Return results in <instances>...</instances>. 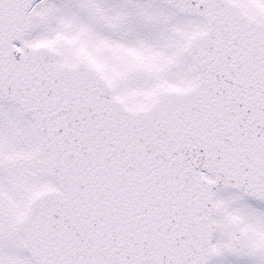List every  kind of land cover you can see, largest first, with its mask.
Returning a JSON list of instances; mask_svg holds the SVG:
<instances>
[{"label": "water", "instance_id": "water-1", "mask_svg": "<svg viewBox=\"0 0 264 264\" xmlns=\"http://www.w3.org/2000/svg\"><path fill=\"white\" fill-rule=\"evenodd\" d=\"M36 1L0 0V90L35 119L61 189L31 200L25 248L37 264H208L217 191L264 199V23L160 0L207 22L185 50L197 79L129 110L94 68L24 42Z\"/></svg>", "mask_w": 264, "mask_h": 264}, {"label": "rangeland", "instance_id": "rangeland-1", "mask_svg": "<svg viewBox=\"0 0 264 264\" xmlns=\"http://www.w3.org/2000/svg\"><path fill=\"white\" fill-rule=\"evenodd\" d=\"M129 1L132 2V0H42L34 7L36 13L34 27L27 40L32 44L44 43L57 48L64 62H70V58L72 60L88 58L103 73L111 72V68L116 69L121 64L127 66L126 64L134 61L142 65L146 73L159 72L163 76L156 80L153 76L147 79L142 74L143 68L140 71H131L130 75L125 69L122 71L120 90L123 94L132 93V99H136L134 102H128L129 105L145 106L147 103L137 101L138 97H144L146 91L152 90L157 83L173 85L180 77L184 63L177 58L171 59V47H179L180 38L190 29L178 18L170 16L165 20L167 10L164 7L152 9L151 16L160 20V23L148 22L146 16L149 17L150 14H137ZM134 2L138 8L146 5L140 0ZM95 11L101 17L99 20L93 17ZM93 20L98 24L96 25ZM163 20L173 24L176 37L171 31L166 30ZM171 62L174 64L171 65ZM128 76H131V80ZM14 129L15 124L7 128L9 132ZM20 141L23 140L15 141V145L4 143L9 150L12 145L13 151H19L22 156L20 159L26 160L25 168L28 170L17 172L23 179L16 181L12 186L1 181L0 190L14 192L16 202L21 201L23 197L28 198V202L35 193L51 185V180L43 177L39 160L34 164L38 169L35 170L33 167L32 160L37 151L35 145L32 148L28 141L25 144ZM23 147L31 149L21 150ZM217 200L221 213L214 245L219 248L215 247L217 258L212 264H264V260L255 262L256 257L264 259V204L239 199L237 194L231 191L220 194ZM20 205H23V202ZM231 224L238 225L249 239L247 241L249 247L247 246L245 252H236L232 254L233 257L226 249L227 232ZM25 260L28 261L26 258ZM25 260L17 259V262L28 264Z\"/></svg>", "mask_w": 264, "mask_h": 264}, {"label": "flooded vegetation", "instance_id": "flooded-vegetation-1", "mask_svg": "<svg viewBox=\"0 0 264 264\" xmlns=\"http://www.w3.org/2000/svg\"><path fill=\"white\" fill-rule=\"evenodd\" d=\"M140 1L146 3V5L143 6L142 8L136 7L134 0H132V2L130 1L129 2L132 8L136 10L137 14L139 13H142L144 15L145 13L150 14L149 17L146 16L148 22L153 21L154 24L160 23L159 22L160 20L151 16L153 12L152 9H154L155 7H159V8L164 7L167 10V15L165 16V20L168 19V17L170 16L174 17V19L178 18L179 20L184 21L186 26L190 29L184 37L180 38L179 47L177 46L171 47V54H170L171 59L177 58L179 59L180 62L184 63L182 65V69L180 70V77L177 78L176 83L173 85L157 83L152 90L146 91L144 97L142 98L138 97L137 101L150 103L154 101L157 98L160 91L165 88H186L192 84L193 82L192 65L184 54V47L188 39L192 36L194 32H199L203 30L205 26V21L200 17L191 14L188 15L179 14L172 7L161 4L159 2H155L152 0H140ZM231 1L237 3L240 6L241 10L244 11L248 16L253 17L258 21L264 20V0H231ZM95 14L93 17L99 20V18H101L99 16V13L95 11ZM35 16L36 13L32 11L30 13V19L31 18L33 19ZM165 20H163L164 21L163 23L166 27V30L171 31L176 37L177 33H175L174 31L175 29L173 28V24H169ZM93 22L96 25L98 24L95 20H93ZM100 22L101 21H99V23ZM90 64L96 67L99 71L101 70L99 69L98 66H96L92 62H90ZM173 64L174 62H171V65ZM126 65L127 66L121 64L116 69L111 68L112 70L111 72L103 73L100 71L104 75L110 86L112 87L115 95L119 97L122 100V102H134L136 100V99H132V93L123 94L120 90L121 89L120 78L122 76V71L124 69L125 72H127L130 75L131 71H135V70L140 71L141 68H143L142 74L145 75L147 79L153 76L154 79L159 80L161 76H163L160 75L158 71L157 74L154 73L153 71H150V73H146L144 67L142 65H138L137 61H134L131 64H126ZM128 77L131 80V76ZM171 79L172 78H169V80ZM11 124H15L16 129H14L12 132H9L7 128L11 126ZM34 138H35V149H37V151L33 156V160H32L33 167L35 170L38 169L36 168L37 166H35L34 164L35 163L37 164V160H39V167H41V171L42 173H44L45 171L44 166L47 164V160L43 156V153L39 151L36 130L34 128L33 122L26 115H24L20 109H18L15 105L6 102L4 98L0 95V182L2 181L4 182V184H9L10 186H12L13 184H15L16 181L23 179V176L17 175V172H23V171L27 172L28 169L25 168L26 160L20 159L22 156L19 154V151H13L12 145H15V141H19L21 139L23 141L20 142L25 144V142L28 139L33 140ZM4 142L8 144H12L10 146V150L5 146ZM29 145L31 144L29 143ZM23 149L29 150L31 148L23 147L21 150ZM28 164L32 165L31 162H28ZM13 194L14 192H7L0 190V264H17V259L23 261L25 260V258L29 262L26 260L25 261L28 264H31L30 257L22 248L23 238L18 232V228H17L18 219L23 214L26 208L25 206L27 203V199L23 197L21 201L16 202V199L13 196ZM253 201L256 203L264 204L263 201H258V200H253ZM21 202H23V205H20ZM247 246L248 245H246L243 249L240 250H237L236 248L229 246L227 247V250H229L230 255H232L236 252H241V251L245 252V250L248 248ZM261 260L264 259L262 257L257 258L255 262Z\"/></svg>", "mask_w": 264, "mask_h": 264}]
</instances>
